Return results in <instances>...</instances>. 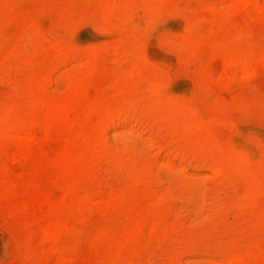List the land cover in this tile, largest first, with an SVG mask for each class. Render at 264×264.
<instances>
[{
    "label": "rangeland",
    "instance_id": "1",
    "mask_svg": "<svg viewBox=\"0 0 264 264\" xmlns=\"http://www.w3.org/2000/svg\"><path fill=\"white\" fill-rule=\"evenodd\" d=\"M128 2L121 27L100 11L101 0H0V119L45 117L25 101L35 76L47 72L53 100L83 89L77 111L138 104L108 122L93 115L63 127L64 139L27 146L26 154L0 139V264H229L234 249L246 252L238 264H264V66L249 75L216 52L263 50L264 12L237 0ZM32 17L42 36L75 51L5 61ZM191 33L201 42L189 44ZM122 36L157 74L130 73L132 53L110 47ZM86 51L102 55L92 71L81 61ZM219 111L230 125L216 120ZM88 144L85 172L64 162L65 152ZM69 185L99 187L104 202L70 206L60 200ZM49 196L69 226L57 241L41 231ZM157 217L163 222L153 227Z\"/></svg>",
    "mask_w": 264,
    "mask_h": 264
},
{
    "label": "bare ground",
    "instance_id": "2",
    "mask_svg": "<svg viewBox=\"0 0 264 264\" xmlns=\"http://www.w3.org/2000/svg\"><path fill=\"white\" fill-rule=\"evenodd\" d=\"M238 4L242 6L243 9L254 8L258 11L264 12V0H237ZM131 8L128 0H101L100 11L113 23H120L121 27H125L124 15ZM148 13L149 10H146ZM145 12V13H146ZM153 15V14H151ZM30 31L27 38L19 42L14 48L12 47L9 52L5 55L4 60L7 62H13L14 57L20 56L24 58H30L31 56L39 53L40 51H46L51 54H58L60 56L73 53L75 51V45L66 43L61 38L57 40H48L42 36V28L39 26L36 18H31L29 23ZM130 34L135 35V28L129 25ZM187 41L189 44L200 43L201 38L195 34H189L187 36ZM129 44L126 45V44ZM111 48L120 51L124 49L127 53L128 51L133 57L132 66L130 68V73L135 72H145L149 71L152 74H157V67L153 62L146 56L145 52L140 50L136 43L129 42L127 38L123 36L118 38L112 45ZM107 48V47H106ZM231 47H217L216 52L224 56L225 65L229 68H240L242 72L248 73L249 75H254L261 70L264 66V49L259 53L253 51L252 49H247L246 51H239L237 49H230ZM82 64L88 70L92 71L98 68L101 62L102 55L99 52L86 51L82 56ZM49 78V74H38L33 79V87L30 89L26 96V107L30 110L35 108H44L47 110L46 116L43 118H38L31 115H26L24 117H14V116H4L0 119V139L3 143L13 144L17 150H21V153L26 154V147L32 145L41 146L45 140L48 139H64L65 134L63 127L67 128L69 126H74L87 121L93 115L99 117V122H108L114 120L118 116H122L126 111L138 108V104L134 100H126L122 105L116 107H108L104 111L100 112L96 110L92 104L87 105L84 111L75 110L73 104L74 101L81 99L83 89L80 91L75 90L72 95L64 101H59L56 99H51L44 86ZM198 117L196 112L192 113V119ZM216 120L230 125L232 123L230 116L223 115L222 111L216 112ZM193 123V122H191ZM91 145H87V148L83 150L70 149L65 152L63 160L68 166H75L77 168L85 166L89 162L90 155H92ZM222 161L226 165L237 169L238 161L234 158H225ZM224 168L220 167L219 172L223 173ZM85 172V167L81 169ZM238 172V171H237ZM54 198V197H53ZM52 196L47 198V206H50V213L43 215L41 219V231L43 232L44 239H51L57 241L58 237L64 229H68L66 218L64 214L59 212L57 209H53L55 206V199ZM109 198V197H108ZM61 201L67 202L70 206L77 207L79 209L87 208L89 205H97L104 202V194L99 187L93 190H83L78 189L73 185L67 186L64 190V195L60 197ZM53 216V218H51ZM151 219V218H149ZM152 225L161 224L163 222L162 218H153ZM150 221V222H151ZM142 228L141 223L134 224L132 226L133 233ZM66 248L62 247L61 251ZM58 251H60L57 248ZM244 253L239 250H232L227 255V260L229 264H238L243 258Z\"/></svg>",
    "mask_w": 264,
    "mask_h": 264
}]
</instances>
